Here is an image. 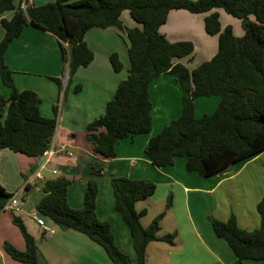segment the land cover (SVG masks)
Here are the masks:
<instances>
[{"label": "trees", "instance_id": "16d2710c", "mask_svg": "<svg viewBox=\"0 0 264 264\" xmlns=\"http://www.w3.org/2000/svg\"><path fill=\"white\" fill-rule=\"evenodd\" d=\"M24 1L27 2L0 0V14L14 10L9 19L0 20L4 29L0 40V80L9 88L7 95L0 94V150L7 148L39 156L55 131L56 118L40 113L36 92L15 86L12 70L4 61L10 42L30 24L57 38L62 60L68 67L64 91L77 68L88 65L93 58L83 38L87 29L115 26L127 37L128 74L117 84L103 114L85 127V140L92 145L93 152L112 158L119 139L151 130L149 83L163 73L176 74L182 90L181 112L150 137L144 152L153 165H171L176 157L185 156L187 171L210 176L264 152V0H54L23 7ZM219 7L240 19L243 35L235 36L230 25L221 29L219 14L212 11L204 17V30L209 35H218L217 51L191 70L174 62L175 58L190 55L194 46L191 41L170 42L159 31L169 10L181 8L200 13ZM125 9L140 28L123 25L120 14ZM109 60L115 71L122 68L115 52L109 55ZM50 78L61 87L60 78ZM80 88L81 85H75L73 91ZM213 95L220 97L215 110L195 116V98ZM100 127L104 131H98ZM69 184L70 180L63 175L43 180L36 212L62 229L85 234L104 249L113 263L145 264V250L150 241L174 243L175 233L158 234L159 222L172 203L170 194L165 210L147 227L141 224L146 210L135 209L137 201L154 193L153 181L124 176L110 178L114 209L129 229L134 261L116 246L110 224L96 215L97 182L87 180L82 207L78 209L67 203ZM11 195L0 183V212ZM256 211L259 225L250 230L239 227L233 214L225 221L209 217L216 236L233 251L236 264L245 259L264 264V195L256 203ZM12 221L22 234L25 249L19 250L5 241L4 250L17 261L39 264L34 237L20 217L13 214Z\"/></svg>", "mask_w": 264, "mask_h": 264}, {"label": "crops", "instance_id": "0c3cea01", "mask_svg": "<svg viewBox=\"0 0 264 264\" xmlns=\"http://www.w3.org/2000/svg\"><path fill=\"white\" fill-rule=\"evenodd\" d=\"M49 1L54 0H27L26 3L38 5ZM14 2L17 3V0ZM212 11L218 12L221 29L229 24L235 36L243 35L240 20L230 17L220 7L200 13L171 9L165 23L159 27L170 42L193 43L194 49L190 55L174 59L188 70L210 59L217 51L218 35H209L204 30V17ZM13 13L14 10L2 12L0 20L9 19ZM249 18L254 19L252 15ZM120 19L125 27H141L126 9L121 12ZM3 35L0 22V40ZM83 38L93 52V58L88 65L77 68L65 91L67 64L62 60L57 38L52 33L28 24L10 42L4 54L15 86L19 90L36 92L40 98V113L56 118L51 142L69 144L72 155L53 158L42 171V178L27 184V178L36 169L41 155L27 156L7 148L0 150V183L9 193L20 191L19 209L0 212V264H26L13 259L3 248L5 241H11L17 249H25L24 239L12 221L13 214L21 218L27 231L34 237L39 264H115L104 249L85 234L62 229L37 213L44 219L45 226L52 230L48 236H43V229L37 225L31 212L36 211L35 206L42 196L40 187L43 180L59 175L70 180L67 203L75 209L82 207L87 180L92 178L97 182L96 215L110 224L116 246L130 260L134 261L136 255L129 229L114 209L110 185L113 176L147 179L155 183L154 193L135 203L137 211L146 210L141 218L143 227H147L154 217L165 210L168 195L172 197L171 206L165 210L159 222L158 234L175 233L174 243L150 241L145 250V264H236L233 251L225 240L216 236L209 217L225 221L233 214L241 228L250 230L259 225L256 203L264 195V152L235 162L224 172L210 176L187 171L185 156L176 157L171 165H153L144 152L150 137L181 112L182 90L176 74L172 73L160 74L149 83L151 130L119 139L112 158L93 152L92 145L85 140V127L103 114L105 104L113 97L117 84L126 78L129 43L125 33L115 26L91 27ZM113 52L122 64L119 71L112 68L109 60ZM50 77L60 78L61 87ZM75 85H81L77 92L73 91ZM8 93L9 88L0 80V94ZM219 101L220 97L215 95L195 98V116L212 113ZM98 131H104V128L100 127ZM53 169L57 172L53 173ZM32 192L40 195L31 207L27 201ZM241 264L263 263L245 259Z\"/></svg>", "mask_w": 264, "mask_h": 264}, {"label": "built area", "instance_id": "2783aa9c", "mask_svg": "<svg viewBox=\"0 0 264 264\" xmlns=\"http://www.w3.org/2000/svg\"><path fill=\"white\" fill-rule=\"evenodd\" d=\"M27 3H22V6L25 7ZM72 155V149L69 144L64 142H50L48 147L41 154V160L38 163L36 169L33 171L32 175L27 178V184H33L34 179L42 178V171L47 167L48 163L55 157L58 156H66L69 157ZM53 173H56V170H52ZM20 191H15L12 193L11 197L3 206L2 210L12 209L13 211H17L19 209L20 201H19ZM31 216L36 221L37 225H39L43 229V236H48L52 233V230L45 226L44 219L40 217L36 211L31 212Z\"/></svg>", "mask_w": 264, "mask_h": 264}, {"label": "rangeland", "instance_id": "374dc122", "mask_svg": "<svg viewBox=\"0 0 264 264\" xmlns=\"http://www.w3.org/2000/svg\"><path fill=\"white\" fill-rule=\"evenodd\" d=\"M230 16V15H229ZM230 17H232V16H230ZM232 18H234V19H237L236 17H232ZM240 20V19H239ZM227 25H229V24H227ZM226 25V26H227ZM240 25H241V21H240ZM196 60V59H195ZM198 60V59H197ZM191 61H193V60H191ZM190 64V63H189ZM65 88V87H64ZM62 89H63V87H62ZM63 91H64V89H63ZM40 195V193H37V192H32V193H30V195L28 196V201H27V205L28 206H33V204H34V202H35V200H36V198L38 197ZM16 229H19V228H16ZM19 232H20V230H18ZM20 234H21V232H20ZM22 235V234H21ZM12 240V239H11ZM7 242H9L10 244H12L13 246L15 245L13 242H11V241H7ZM15 247V246H14Z\"/></svg>", "mask_w": 264, "mask_h": 264}, {"label": "water", "instance_id": "95a60500", "mask_svg": "<svg viewBox=\"0 0 264 264\" xmlns=\"http://www.w3.org/2000/svg\"><path fill=\"white\" fill-rule=\"evenodd\" d=\"M68 78V67L66 66V69H65V75H64V81L66 82Z\"/></svg>", "mask_w": 264, "mask_h": 264}]
</instances>
